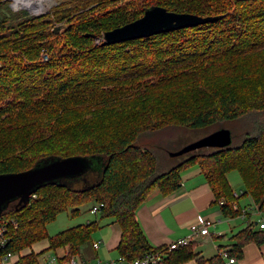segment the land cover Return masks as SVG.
I'll list each match as a JSON object with an SVG mask.
<instances>
[{"label": "trees", "instance_id": "trees-1", "mask_svg": "<svg viewBox=\"0 0 264 264\" xmlns=\"http://www.w3.org/2000/svg\"><path fill=\"white\" fill-rule=\"evenodd\" d=\"M156 5L217 19L101 44L107 30ZM226 121L234 123L229 130L237 145L190 152L172 167L148 142L176 128L216 126L209 134ZM95 155L105 165L94 183L73 188L60 179L35 187L26 203L9 202L0 215V262L12 253L16 264H37L42 253L59 249V264L71 256L87 259L82 250L92 246L98 221L52 236L46 226L91 202L102 203L100 218L120 227L117 256L132 260L162 249L159 264L194 258L226 264L218 253L198 257L196 240L172 250L151 246L136 211L152 189L175 191L182 171L196 165L224 217L238 216L244 197L264 212V0H58L39 15L0 0V174ZM233 170L244 186L237 197L227 179ZM250 214L218 252L237 260L247 244H264V226L257 228ZM44 239V250L19 254Z\"/></svg>", "mask_w": 264, "mask_h": 264}, {"label": "rangeland", "instance_id": "rangeland-1", "mask_svg": "<svg viewBox=\"0 0 264 264\" xmlns=\"http://www.w3.org/2000/svg\"><path fill=\"white\" fill-rule=\"evenodd\" d=\"M9 1H10V7L12 10L15 11L19 9H24L29 14H35V15H39V14H43L47 12L51 6L57 4L58 2V0H30L36 3L40 2V4L42 5L41 7L42 9L37 11L39 9V7L37 6L31 7V6H25V5H17L15 3L16 0H9ZM96 41H99V39ZM41 57L42 58L45 57V59L48 58L46 54H44L43 56L41 55ZM233 125H234L233 122L226 121L221 125V127L232 129ZM216 128H217L216 126L209 127L207 129H187V128L179 129V128H176V129H172L168 131L164 135L155 136L153 139H151L148 142L150 143L149 144L150 147L153 148L155 155H157L159 159H162L163 164H165L166 167H172L175 164H177L179 161H181L183 158H186L188 154H190V152L186 153L187 155L182 154L178 156H171L170 153L177 152L178 150L182 149L186 145L195 142L196 140L200 139L201 137L205 136L208 132ZM238 143H239V138L234 136L232 138L231 145H237ZM213 149L215 148L203 147V148H199L194 151H191V152H197V151L209 152V151H212ZM87 159L89 161V167L85 170L84 173H82L81 175H78V177L77 176L65 177V178H62L60 181L73 188H83L87 186L89 183H94L95 181H97L104 168L105 161L103 157L98 156V155L87 157ZM81 176L82 178L78 179ZM227 178H228V182L232 190L238 194L242 193L244 186L242 184V180H241L239 173L235 170L230 171L227 174ZM241 203H242L241 204L242 207L250 206V208L247 211L248 213H251L254 211V208L252 205L253 202L251 201L249 197H244ZM91 206H92L91 202L83 204L80 207L79 214L74 217H71V214H70L71 209H68L67 211H64L58 214L57 217L52 222L48 223L46 226L48 235L52 236L64 229L86 223L87 221H98L99 227L93 232L92 239L104 240L107 236H110L111 227L109 224L113 222V219L112 218L102 219L100 218L98 213L92 214L89 211ZM251 217L253 220L257 221V224H256L257 228H262L264 226V212L252 214ZM217 220H220V222L217 223L216 227L209 228L208 237L213 235L212 241H209L208 239V241L205 242L203 241L202 238H199V240H197L198 242L195 247V251L198 253L199 251H201L203 256L205 257H209L210 255L214 254L215 245L217 243H220V244L226 243V239L221 238L220 240L218 239L215 240L214 236L222 234L223 232L224 233L226 232L228 236L233 235L238 230L243 228L247 222L246 218H241L239 216L232 217V218H226L223 215H221L219 216V218H216V221ZM46 244H47V240L44 239L40 242H37L33 246V249L37 250L39 246L42 245L41 247H43ZM246 246L243 248L242 258L237 259V262L235 264H249V262L250 264H256V263H253L252 261H249L252 257L256 255V252H255L256 246L255 247L253 245H248L247 247ZM85 248H87V250L90 249V245L88 244L87 246H85ZM262 249H264V246L262 247ZM56 253H58V251ZM19 254H21V251ZM54 254L55 253L52 251L50 252L48 251V252L41 254L40 257L38 258V264L46 263V259L50 258ZM116 255H117L116 251L107 252L102 247L97 251V256H98L97 258H99L102 261L109 259V258H115L117 257ZM204 259H207V258H204ZM90 260L96 261L97 259L91 258ZM183 264H198L197 258L191 259ZM199 264H209V263L204 261V262H200Z\"/></svg>", "mask_w": 264, "mask_h": 264}, {"label": "crops", "instance_id": "crops-1", "mask_svg": "<svg viewBox=\"0 0 264 264\" xmlns=\"http://www.w3.org/2000/svg\"><path fill=\"white\" fill-rule=\"evenodd\" d=\"M242 199L239 201L240 206H242ZM221 215L219 205L214 203V196L204 175L196 165L190 166L182 171L180 186L175 191L167 195H162L158 189H152L136 211L137 219L151 246L166 245L172 241L186 237L190 233L189 225L200 216L216 221V218H219ZM251 215L252 213L249 215V220H252ZM218 222H220V220L216 221V225ZM109 225L111 227L110 236H107L104 240L93 239L92 242L100 241L101 243L96 249L92 246H90L88 250L84 248L82 252L85 257L89 259L97 258V251L101 247L107 252L115 251L114 248L119 242L121 231L118 224L114 221ZM219 235H224L222 238L226 239V243L221 245L229 244V236L231 235L228 236L226 232ZM212 237L213 235L210 237H208V235L197 236L194 240L197 241L199 238H202L203 241L206 242L208 239L212 241ZM35 244H33L31 248L22 250L21 255L27 254L30 251L37 253L48 246L47 242L43 247H41V245L37 250H34L33 246ZM219 244L220 243H217L215 245V252L209 257L219 253L216 248ZM248 245L256 246V255L249 261L256 264H264V249H262L264 244L257 246L254 243H250ZM57 251L58 253L62 252L60 249ZM199 253L198 257L209 258L203 256L201 251H199ZM17 259L18 256L14 255V263ZM200 262L202 261L197 259V263L199 264Z\"/></svg>", "mask_w": 264, "mask_h": 264}, {"label": "water", "instance_id": "water-1", "mask_svg": "<svg viewBox=\"0 0 264 264\" xmlns=\"http://www.w3.org/2000/svg\"><path fill=\"white\" fill-rule=\"evenodd\" d=\"M216 19V17H202L186 12H174L156 5L147 8L139 18L107 30L103 34L101 44L110 45L148 37L161 32L196 26ZM87 35L95 37L94 34ZM230 144V130L220 128L186 145L177 152L170 153V155L178 156L203 147L223 148ZM88 167L87 157L73 156L48 160L22 172L0 174V215L10 201L17 200V205L26 203L35 187L65 177L81 175Z\"/></svg>", "mask_w": 264, "mask_h": 264}, {"label": "built area", "instance_id": "built-area-1", "mask_svg": "<svg viewBox=\"0 0 264 264\" xmlns=\"http://www.w3.org/2000/svg\"><path fill=\"white\" fill-rule=\"evenodd\" d=\"M43 59H45V57ZM234 195L236 197L239 196V194L235 192H234ZM252 205H253L254 211L251 213L252 214L260 213L257 205L254 203ZM102 206H103L102 203H94L92 204L89 211L92 214H96L98 213L99 209ZM249 208L250 206H244V207L241 206V211L238 216L241 218H246L247 213H248L247 211ZM215 225H216V221L200 216L189 225L190 233L186 237L177 239L175 241L170 242L169 244H166L165 245L166 249L167 250L176 249L179 246L188 244L191 240H193L197 236L209 235V228L215 227ZM3 232H4V224L0 222V243L1 244L3 243V237H2ZM100 243H101L100 241H95L92 243V247L96 249L99 247ZM218 254L226 261V264H233L236 262V259L234 257H228L226 250H221L219 251ZM13 257H14V254L7 253L6 256H4L1 259L0 264H16V261L15 263L13 261ZM61 257H62V254L55 253L53 256L46 259V264H59L58 260ZM163 257H164V253H163V250L161 249V250H156V251H148L141 257L134 258L132 260H128L121 256H117L115 258H109L104 261L100 260L99 258H96L97 259L96 261H91L85 258H81L80 256L77 255V256H71L66 262L62 264H159L160 262H162Z\"/></svg>", "mask_w": 264, "mask_h": 264}, {"label": "bare ground", "instance_id": "bare-ground-1", "mask_svg": "<svg viewBox=\"0 0 264 264\" xmlns=\"http://www.w3.org/2000/svg\"><path fill=\"white\" fill-rule=\"evenodd\" d=\"M15 3L17 5H25V6H31V7L37 6V7H39V9L37 11L42 9L41 8L42 5L40 4V2L36 3V2L30 1V0H16Z\"/></svg>", "mask_w": 264, "mask_h": 264}]
</instances>
